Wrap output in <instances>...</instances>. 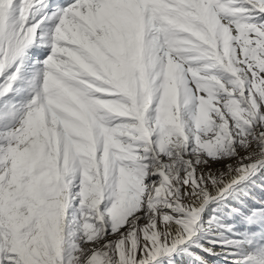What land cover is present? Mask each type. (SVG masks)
<instances>
[{"label": "snow or ice", "instance_id": "snow-or-ice-1", "mask_svg": "<svg viewBox=\"0 0 264 264\" xmlns=\"http://www.w3.org/2000/svg\"><path fill=\"white\" fill-rule=\"evenodd\" d=\"M44 6L0 0V264H152L165 208L264 156V0Z\"/></svg>", "mask_w": 264, "mask_h": 264}, {"label": "rangeland", "instance_id": "rangeland-1", "mask_svg": "<svg viewBox=\"0 0 264 264\" xmlns=\"http://www.w3.org/2000/svg\"><path fill=\"white\" fill-rule=\"evenodd\" d=\"M69 1L57 0L51 4L53 8L48 9V13L58 8L57 5L60 3L66 5ZM46 27H51V23ZM27 52L29 59L24 69L25 80L38 71L39 64L35 62L42 61L49 54V50H44L39 56L34 55L36 49L33 47ZM221 151L228 155V149L222 148ZM256 162H261L259 169L249 180L231 188L226 196L217 199L220 201L207 207L198 223L200 230L198 234L195 225L204 211L200 210L202 196L197 194L181 212L176 211L179 204L165 208V215L171 213L168 220L161 216V222L168 224L165 231L167 243L171 245L181 239L183 242L177 244V248L175 247L172 252L159 255L152 264H264V156L251 154L250 159L243 161L229 157L227 160L212 163L209 167L216 183L208 184L206 188L210 196L216 197L217 192L226 184L241 174L245 176L253 168L246 173H240L237 169L241 164L251 165ZM156 204L159 205L160 201L157 200ZM192 207L198 211V218L194 224L188 223ZM181 221L185 223H180Z\"/></svg>", "mask_w": 264, "mask_h": 264}, {"label": "bare ground", "instance_id": "bare-ground-1", "mask_svg": "<svg viewBox=\"0 0 264 264\" xmlns=\"http://www.w3.org/2000/svg\"><path fill=\"white\" fill-rule=\"evenodd\" d=\"M56 1H57V0H45L46 6L42 7V9L39 10V13H38V15H37V19H39V15H43L44 13H48V9L53 8L51 4L54 3V2H56ZM69 2H70V1H69ZM256 163H257V162H256ZM256 163H255V165H256ZM259 166H260V165H259ZM259 166H258V167H259ZM258 169H259V168H258ZM258 169H256L255 167H253V168H252V169H251V170L245 175V178H246L249 174H252V176H253V173H255V171L258 170ZM234 174H235V173H234ZM231 177L233 178V175H232V174H231ZM245 178H244V179H245ZM250 178H251V177H250ZM244 179H243V180H244ZM247 179H248V178H247ZM247 179H246V180H247ZM240 181H242V180H240ZM240 181H239V182H240ZM237 184H238V183H237ZM235 185H236V184H234L232 187H234ZM213 189H214V188H213ZM230 189H231V188H230ZM214 190H215V189H214ZM215 191H216V190H215ZM227 192H228V191H227ZM227 192L224 193L223 196H226ZM215 193H216V192H215ZM212 194H213V193H212ZM223 196H218V197L216 196L215 199L222 198ZM211 200H212V199H211ZM206 206H207V204L204 206L203 210L206 208ZM203 210H202V211H203ZM201 213H202V212H201ZM200 215H201V214H200ZM198 221H199V220H198ZM198 221H197V223H196V225H195L197 228H199V227H198V223H199ZM172 231H176V229H172ZM199 232H200V230H199ZM180 244H182V243H180ZM180 244H179V245H180ZM176 248H177V247H176Z\"/></svg>", "mask_w": 264, "mask_h": 264}, {"label": "water", "instance_id": "water-1", "mask_svg": "<svg viewBox=\"0 0 264 264\" xmlns=\"http://www.w3.org/2000/svg\"><path fill=\"white\" fill-rule=\"evenodd\" d=\"M260 163H261V162H257V163H256V165H255V168H256V169L259 168L258 166L260 165ZM251 176H252V174H249L244 180L240 181V182H239L238 184H236L234 187H237V186L242 185L244 182H246L247 180H249ZM247 178H248V179H247ZM246 179H247V180H246ZM232 188H233V187H232ZM230 190H231V189H229L228 191L230 192ZM229 192H228V193H229ZM228 193H227V194H228ZM227 194H226V195H227ZM218 201H220V200H217V199H216V200H215V199H214V200H211V201L207 204V206H206V208L204 209V211H203V212L201 213V215L199 216V219H198V220L200 221V220L203 218L202 216H204L205 211H206V209H207V207H208L209 205H211V204H213V203H216V202H218ZM199 221H198V222H199ZM196 232H197V234L199 233V228H197V227H196Z\"/></svg>", "mask_w": 264, "mask_h": 264}]
</instances>
